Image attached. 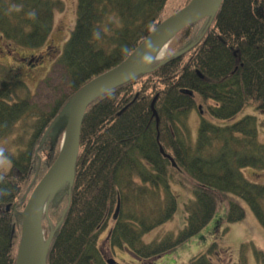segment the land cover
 Wrapping results in <instances>:
<instances>
[{"label": "trees", "instance_id": "trees-1", "mask_svg": "<svg viewBox=\"0 0 264 264\" xmlns=\"http://www.w3.org/2000/svg\"><path fill=\"white\" fill-rule=\"evenodd\" d=\"M190 2L78 0L76 27L59 58L72 92L36 120L37 134L28 149L13 157L8 174L0 173V264H17L23 212L60 152L61 137L39 145L41 135L76 92L120 65ZM61 9L60 0H0V34L9 46L40 49ZM177 38V50L159 66L89 106L74 183L58 189L44 219L47 230V219L54 224L48 264H106L99 241L111 220L110 246L127 247L141 260L156 259L200 233L228 199L229 223L245 219L242 200L264 227V184L251 182L242 171L264 169V144L257 141L256 117L235 121L247 106L264 111V0H223L211 23L190 25ZM190 43L196 44L189 54L175 57ZM38 59L42 57L33 55L29 60ZM25 86L17 81L0 88V138L40 113L31 99L14 96ZM157 95L159 128L151 107ZM198 97L215 102L209 105L210 117L229 124L214 125L203 117L192 141L180 131ZM160 145L176 167L161 154ZM172 186L189 188L194 195L186 204L187 225L177 236L147 244L144 236L170 220L177 208ZM256 257L264 264V251ZM208 260L201 255L190 264H212Z\"/></svg>", "mask_w": 264, "mask_h": 264}, {"label": "rangeland", "instance_id": "rangeland-1", "mask_svg": "<svg viewBox=\"0 0 264 264\" xmlns=\"http://www.w3.org/2000/svg\"><path fill=\"white\" fill-rule=\"evenodd\" d=\"M60 1L63 4V9L55 12L54 29L48 41L40 49L29 50L18 46H9L0 34V88L7 82H24L26 86L23 89H18L14 96L31 99L35 107L40 110V113L31 114V116L19 122L14 127L12 134L0 138V173L2 174H8L11 171L13 157L21 156L22 152L28 149L34 135L37 134L36 120L43 118L44 113L52 112L56 107V103L72 92L66 69L59 63V58L76 27L78 0ZM177 3L178 0H170L169 4L175 5ZM165 14H167L166 11ZM179 43V38L173 39L167 46L164 58L152 69H155L167 57L173 55ZM195 44L190 43L189 46H186L185 49H190L183 54H189ZM33 55H39L42 59L32 63L29 59ZM14 99L17 100L15 97ZM195 100L197 102L196 107L187 114L186 118H183L185 123L182 132L180 131L183 136L190 137L192 141L197 140L203 117L214 125L224 126L229 124V122L210 117L209 105H215V102L204 103L199 97ZM246 116L256 117V125L259 131L257 141L264 144V111L257 110L253 105L247 106L236 117L235 121H240ZM47 132L48 129L41 135L39 145H47V139L49 138ZM60 139L61 148L63 136ZM39 145L37 146L39 147ZM162 148L164 149L163 146ZM164 154L168 156L169 160H172V163L174 162V159L166 153L165 149ZM174 166L176 167L177 163ZM49 170L48 168L45 175ZM242 171L251 182L264 184V169L248 167ZM172 190L177 198V208L170 220L144 236L143 240L147 244L162 241L167 235L177 236L187 225L186 204L194 199V195L186 187L172 186ZM216 196L217 199H220L219 194H216ZM54 200L55 196L50 203H53ZM240 202L247 213L244 220L229 223L227 220L229 199L223 200V206L221 205L222 207L212 221L200 233L156 259L138 260L127 247L113 248L110 246L108 243L110 231L115 225L114 222H111L108 229L101 234L99 241L104 262L107 264V261L112 260L116 261L117 264H189L192 259L207 254V259L212 264H258L256 253L259 250L264 251V227L251 207L245 201L240 200ZM52 230H54V224ZM52 237H54V234ZM214 244H216V247L212 250L211 247Z\"/></svg>", "mask_w": 264, "mask_h": 264}, {"label": "water", "instance_id": "water-1", "mask_svg": "<svg viewBox=\"0 0 264 264\" xmlns=\"http://www.w3.org/2000/svg\"><path fill=\"white\" fill-rule=\"evenodd\" d=\"M222 2L223 0H193L187 7L161 24L125 62L90 81L67 103L47 133L49 135L52 130L51 136L56 141L65 129L61 153L35 189L24 213L18 264H47L52 237L44 241L42 218L45 211H48V206L43 211V204L53 189L56 192L61 185L74 182L82 125L90 104L105 92L147 71L141 70V68L158 46L170 42L179 31L188 25L206 17L214 18ZM189 49L187 48L176 55H182ZM186 93L192 94L188 91ZM156 100L157 98L154 100L152 108L159 122L158 114L155 111ZM109 263L115 264L112 260Z\"/></svg>", "mask_w": 264, "mask_h": 264}, {"label": "bare ground", "instance_id": "bare-ground-1", "mask_svg": "<svg viewBox=\"0 0 264 264\" xmlns=\"http://www.w3.org/2000/svg\"><path fill=\"white\" fill-rule=\"evenodd\" d=\"M168 43H165L163 45L158 46L153 53L146 59L144 62L141 70H148L155 66L157 63H159L165 56L166 50H167ZM55 189L51 191V193L48 195L46 200L44 201L43 204V211L44 209L49 205L50 201L52 200L54 194H55ZM45 241V238H44Z\"/></svg>", "mask_w": 264, "mask_h": 264}, {"label": "clouds", "instance_id": "clouds-1", "mask_svg": "<svg viewBox=\"0 0 264 264\" xmlns=\"http://www.w3.org/2000/svg\"><path fill=\"white\" fill-rule=\"evenodd\" d=\"M31 15H33V16H34V13H32Z\"/></svg>", "mask_w": 264, "mask_h": 264}]
</instances>
